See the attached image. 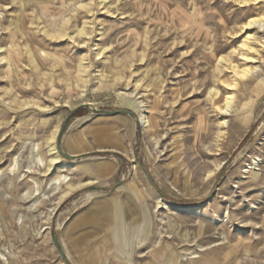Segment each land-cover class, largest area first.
Here are the masks:
<instances>
[{"label": "rangeland", "instance_id": "rangeland-1", "mask_svg": "<svg viewBox=\"0 0 264 264\" xmlns=\"http://www.w3.org/2000/svg\"><path fill=\"white\" fill-rule=\"evenodd\" d=\"M247 1L0 0V264H264V28L242 29L264 0ZM248 33L229 90L219 58L243 66ZM146 209L120 249L117 221Z\"/></svg>", "mask_w": 264, "mask_h": 264}, {"label": "bare ground", "instance_id": "bare-ground-1", "mask_svg": "<svg viewBox=\"0 0 264 264\" xmlns=\"http://www.w3.org/2000/svg\"><path fill=\"white\" fill-rule=\"evenodd\" d=\"M242 1L245 2V0H242ZM87 10H89V9H87ZM253 25H258L259 27L264 28V13L261 14V15H258L257 17L255 16V17L250 18L247 22H245L243 24L242 29L243 30H247ZM75 33H76V31H75ZM83 33H84L83 29L80 28V30L79 29L77 30V34H83ZM59 34L60 35H64L63 32H60ZM70 36H72V35H70ZM252 38H253V36L250 35V33H248L246 39L245 40L243 39L244 41L240 45V48L243 49V54H242L243 66H239V65H236V64H233L232 66H230V65H228V60L230 58H226L225 56H221L219 58V63L223 64L224 66H227L228 68H231L232 79H231L230 82H225L226 86H227V88L229 90H231L233 87H235L237 85V81H238L239 77H241V78L242 77H247L253 71V67L249 64V60H253L255 58V56H254L255 54L253 53V50H255V48H254V46H252V42H251ZM101 54H104V53L102 52V49H99L98 55H101ZM0 57H1V61H4L6 64H9V57L6 54H2ZM106 57H108V56L106 55ZM240 58H241V56H240ZM106 62H104V63L106 64ZM81 71H84V69H81ZM85 71H87V70H85ZM222 71L223 70L220 69V73ZM137 94H138V92H137ZM233 98H234L233 91H230V93L227 94L226 97H225V106H226V108L223 109L222 107L218 106L219 107L218 109L228 111V108L231 105L232 100H234ZM137 105L140 108V121L143 124V127L146 128L149 125V121H150L149 114H148V112H149L148 108L149 107L146 105V103L143 100L138 101ZM56 128H58V127H56ZM57 136H58V130H55L52 133V135L50 137V141L48 143V148H49L48 149V153H50V155H51L50 163L48 162L49 163V165H48L49 168H52L54 163L61 159V156L58 153L57 148H56V137ZM34 148L37 149L36 146H34ZM35 156H36L38 161H40V162L44 161L43 156L41 154L38 153ZM260 161H261L260 158L256 159L255 162H254L255 166H258ZM63 163H64V166L72 167V165H69V164H67L65 162H63ZM49 168H48V170H49ZM78 186L79 185H76V186L69 185L67 191L65 193H63L59 197V199L60 200L64 199L69 193H71L73 191L74 188H76ZM45 195H46V193L44 194V196ZM157 198L160 199L159 197H157ZM147 221H148V211H147V209L144 211L142 224L141 225H137V226H132L125 219L124 214H122V217L120 218V221L119 220L117 221V224H118L117 226H119V227L118 228L115 227L113 229V233H112L113 236H114L116 245L120 249L127 250L129 245H133V241H134L135 237H137V239H139V240L140 239L142 240V238H141V235L143 234V229L142 228L146 227ZM96 223L99 225V228H100V230L102 232L104 230V226L106 224L103 221H100V222L98 221ZM136 230H138V232H136ZM121 239L124 241L123 243H121V241H120ZM157 255L159 256V257L157 256V258H160V257H166L167 258V257H169L168 253L162 252L161 249H159Z\"/></svg>", "mask_w": 264, "mask_h": 264}, {"label": "crops", "instance_id": "crops-1", "mask_svg": "<svg viewBox=\"0 0 264 264\" xmlns=\"http://www.w3.org/2000/svg\"><path fill=\"white\" fill-rule=\"evenodd\" d=\"M94 226L99 228V225L96 222H95ZM95 232H101L100 228L98 229V231H95Z\"/></svg>", "mask_w": 264, "mask_h": 264}]
</instances>
